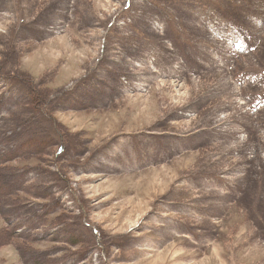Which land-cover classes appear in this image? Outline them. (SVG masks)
Returning a JSON list of instances; mask_svg holds the SVG:
<instances>
[{"label":"rangeland","instance_id":"374dc122","mask_svg":"<svg viewBox=\"0 0 264 264\" xmlns=\"http://www.w3.org/2000/svg\"><path fill=\"white\" fill-rule=\"evenodd\" d=\"M0 264H264V0H0Z\"/></svg>","mask_w":264,"mask_h":264}]
</instances>
